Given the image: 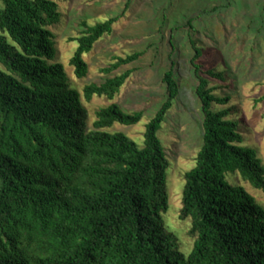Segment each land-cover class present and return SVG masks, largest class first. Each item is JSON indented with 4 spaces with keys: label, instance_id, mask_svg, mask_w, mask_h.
Returning <instances> with one entry per match:
<instances>
[{
    "label": "trees",
    "instance_id": "16d2710c",
    "mask_svg": "<svg viewBox=\"0 0 264 264\" xmlns=\"http://www.w3.org/2000/svg\"><path fill=\"white\" fill-rule=\"evenodd\" d=\"M58 1L0 0V264H264V208L227 180L239 173L264 193V166L243 146L231 110L215 108L231 99L216 95L207 77L223 75L205 70L204 52L191 38L204 145L185 175L181 219H191L195 240L186 257L163 220L169 164L158 136L180 94L176 63L164 75L167 98L147 125L143 148L105 131L136 125L143 112L126 113L113 103L91 128L81 93L55 63ZM119 19L83 24L71 60L79 79L88 74L84 55ZM143 54L120 58L103 72ZM133 73L86 86L85 99L113 101Z\"/></svg>",
    "mask_w": 264,
    "mask_h": 264
},
{
    "label": "rangeland",
    "instance_id": "374dc122",
    "mask_svg": "<svg viewBox=\"0 0 264 264\" xmlns=\"http://www.w3.org/2000/svg\"><path fill=\"white\" fill-rule=\"evenodd\" d=\"M61 21L55 34L57 58L64 65L72 87L82 95L92 128L97 113L113 103L126 113L143 112L133 126L115 124L106 132L123 133L141 148L147 125L167 98L164 75L176 63L180 94L167 114L159 139L165 148L168 168L166 186L169 210L163 215L166 229L173 233L182 254L194 248L191 219L182 220L185 175L197 165L204 145V116L196 91L199 79L192 65L195 55L191 38L203 50L205 70L214 69L223 80L207 77L219 97H230L229 118L239 123L243 146L255 150L264 166V0H62L58 1ZM119 17L114 31L105 35L84 55L88 74L79 79L71 60L86 27ZM192 20L193 29L188 25ZM10 43H13L9 39ZM135 53H144L136 62L107 74L104 69ZM0 69L5 70L0 64ZM133 70L134 73L113 101L84 97L90 84H102ZM230 184L244 188L264 208V193L239 173L229 174Z\"/></svg>",
    "mask_w": 264,
    "mask_h": 264
}]
</instances>
